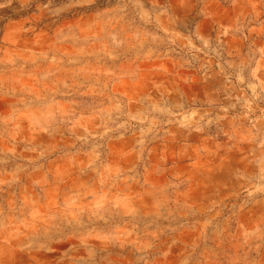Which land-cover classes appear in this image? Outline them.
Masks as SVG:
<instances>
[{
    "label": "rangeland",
    "instance_id": "374dc122",
    "mask_svg": "<svg viewBox=\"0 0 264 264\" xmlns=\"http://www.w3.org/2000/svg\"><path fill=\"white\" fill-rule=\"evenodd\" d=\"M0 264H264V0H0Z\"/></svg>",
    "mask_w": 264,
    "mask_h": 264
}]
</instances>
